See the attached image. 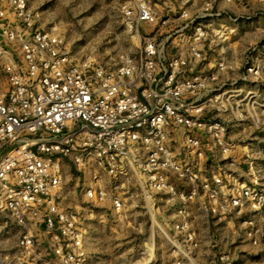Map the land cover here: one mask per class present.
Returning a JSON list of instances; mask_svg holds the SVG:
<instances>
[{"label": "built area", "instance_id": "obj_1", "mask_svg": "<svg viewBox=\"0 0 264 264\" xmlns=\"http://www.w3.org/2000/svg\"><path fill=\"white\" fill-rule=\"evenodd\" d=\"M119 9L138 49L109 67L76 61L26 0H0V237L24 264H89V211L107 203L113 219L155 227L174 264L211 263L203 217L238 219L256 247L261 231L245 213L264 212V194L208 166L228 161L229 115L244 101L220 85L223 73L264 75V39L242 45L244 31L264 27V0H122ZM65 160L83 175L79 204Z\"/></svg>", "mask_w": 264, "mask_h": 264}, {"label": "rangeland", "instance_id": "obj_2", "mask_svg": "<svg viewBox=\"0 0 264 264\" xmlns=\"http://www.w3.org/2000/svg\"><path fill=\"white\" fill-rule=\"evenodd\" d=\"M26 1L37 13L40 27L56 31L63 37L75 59L89 57L105 66L115 67L126 56L137 52L138 40L122 22L119 9L122 0ZM242 34V45L246 46L256 39H264V27L260 25ZM241 50L242 47L235 49L233 54H240ZM232 61L235 60L232 58ZM243 70L240 67L221 77L220 85L240 89L243 94L236 100L244 101L239 112L229 115L234 125L227 128L228 161L214 158L208 169L219 173L226 184L254 186L264 194V75L256 81L246 77ZM236 118L241 119L239 123ZM65 171L70 204H79L78 187L83 175L67 160ZM104 205L89 211L92 214L86 223L89 264H133L137 259H143L151 243L154 244L152 259L141 264H174L170 246L157 229L150 228L147 222L134 215L115 220L109 215L108 204ZM251 215L261 231L256 247L241 238L243 227L238 219L227 217L220 226L216 216L203 217L205 222L200 224L199 233L204 231L208 238H203L201 249H209L210 264H217V256L222 252H229L238 259V264H264V212H246L245 218ZM13 244L10 238L0 237V264H24Z\"/></svg>", "mask_w": 264, "mask_h": 264}, {"label": "bare ground", "instance_id": "obj_3", "mask_svg": "<svg viewBox=\"0 0 264 264\" xmlns=\"http://www.w3.org/2000/svg\"><path fill=\"white\" fill-rule=\"evenodd\" d=\"M155 225V224H154ZM156 226V225H155ZM155 228V227H154ZM158 228V227H157ZM151 243V242H150ZM153 251H154V244L153 243H151L150 244V249L146 252V253H144V257H143V259L142 260H136V261H134L133 262V264H141L142 263V261H145V262H147V263H149L150 262V260L152 259V256H153ZM147 263H145V264H147Z\"/></svg>", "mask_w": 264, "mask_h": 264}, {"label": "crops", "instance_id": "obj_4", "mask_svg": "<svg viewBox=\"0 0 264 264\" xmlns=\"http://www.w3.org/2000/svg\"><path fill=\"white\" fill-rule=\"evenodd\" d=\"M171 7H172V8H175V6H174L173 4L171 5ZM142 29L147 30V29H149V28H148L147 26L144 25ZM80 60H82V58H81V59H76V61H80ZM70 198H71V197H70Z\"/></svg>", "mask_w": 264, "mask_h": 264}]
</instances>
